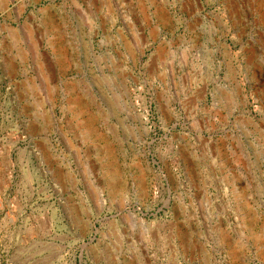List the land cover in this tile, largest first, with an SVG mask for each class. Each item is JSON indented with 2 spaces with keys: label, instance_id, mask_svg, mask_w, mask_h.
Returning a JSON list of instances; mask_svg holds the SVG:
<instances>
[{
  "label": "rangeland",
  "instance_id": "obj_1",
  "mask_svg": "<svg viewBox=\"0 0 264 264\" xmlns=\"http://www.w3.org/2000/svg\"><path fill=\"white\" fill-rule=\"evenodd\" d=\"M0 264H264V0H0Z\"/></svg>",
  "mask_w": 264,
  "mask_h": 264
},
{
  "label": "bare ground",
  "instance_id": "obj_2",
  "mask_svg": "<svg viewBox=\"0 0 264 264\" xmlns=\"http://www.w3.org/2000/svg\"><path fill=\"white\" fill-rule=\"evenodd\" d=\"M25 56V55H24Z\"/></svg>",
  "mask_w": 264,
  "mask_h": 264
}]
</instances>
